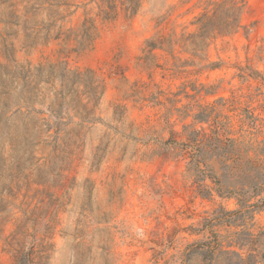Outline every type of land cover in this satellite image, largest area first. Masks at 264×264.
Instances as JSON below:
<instances>
[{
  "label": "rangeland",
  "instance_id": "rangeland-1",
  "mask_svg": "<svg viewBox=\"0 0 264 264\" xmlns=\"http://www.w3.org/2000/svg\"><path fill=\"white\" fill-rule=\"evenodd\" d=\"M219 1L140 0L127 18V0H0V264L41 249L46 209L44 264H264V206L238 211L264 195V0L194 51Z\"/></svg>",
  "mask_w": 264,
  "mask_h": 264
},
{
  "label": "trees",
  "instance_id": "trees-1",
  "mask_svg": "<svg viewBox=\"0 0 264 264\" xmlns=\"http://www.w3.org/2000/svg\"><path fill=\"white\" fill-rule=\"evenodd\" d=\"M214 8L212 11H206L204 12L200 17L197 18L198 23V31L196 34H191L187 36V39L189 40L190 44L193 46L194 51L202 50V48L207 46V42L213 38L214 33H218L221 35H230L237 31V29L240 27V15L242 12V8L245 4V0H222L219 2H213ZM50 6H60V3H50ZM140 7V0H127V2L121 3V10L124 12V16L127 18L133 17L138 9ZM57 13V12H56ZM58 14V13H57ZM98 14L102 16L103 20H114L116 19L118 15L117 5L114 3H109L106 5L100 4L98 6ZM57 20V17L54 19L53 22ZM87 23L89 20H85ZM96 27L94 26V23L91 21L90 26L86 27L84 31L89 36V40H92L94 38ZM89 32V34H88ZM93 32V35H92ZM60 37L59 34H56L54 37H46V38H53L58 39ZM78 46L71 49V51H77L78 49H83L82 45L84 44V41L77 40ZM163 43L160 42V44ZM157 43L153 40H148L147 45L151 48H155ZM213 64V63H212ZM59 67V77L62 81L70 79L72 83H79L82 81V78L85 74H81L76 71H71L67 69V63L66 62H60L58 64ZM52 69V72L54 73L55 66H50ZM91 72L90 70H87L86 73ZM92 86V84H91ZM98 86H93L92 94L95 95L96 89ZM219 135V133L217 132ZM36 135H30L29 139L26 140L31 141L34 145L44 142L47 144L50 143H57L58 140L61 138L59 137V133H56L55 135H47L49 138H52L50 141L48 138L43 140H37L35 139ZM38 137L40 135H37ZM221 141V140H220ZM221 152L217 153L218 157L223 156V154L226 152L225 147L218 146L215 148H212L211 150H221ZM210 167V166H209ZM212 170L213 168L210 167ZM260 190L256 189L252 191V193L249 195L250 198L258 197L261 193H259ZM226 194V193H225ZM231 194L229 191L227 192V197H229ZM240 204L241 210H249L250 212L260 210L264 206V195L262 197H258L256 201L253 203L247 204L246 202L238 201ZM236 211V212H238ZM233 213V212H229ZM32 215H34L33 219H30L34 224L41 225V228L44 230V233H42L41 239V249L39 251H35L30 255H22L19 252L14 255L15 256V263L14 264H44V261L47 258V255H45L46 250L44 249V244L46 243V240L49 238H52L53 230L56 225L55 216L50 213L48 209L43 211L41 215H35L34 212H32ZM52 245V244H51ZM191 246V245H190ZM212 251L214 247L211 248ZM211 249H205L207 251H211Z\"/></svg>",
  "mask_w": 264,
  "mask_h": 264
}]
</instances>
